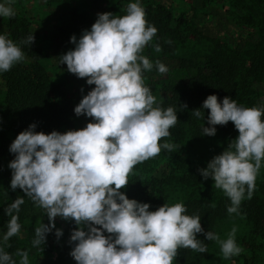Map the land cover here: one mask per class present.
I'll return each mask as SVG.
<instances>
[{"label": "clouds", "instance_id": "clouds-1", "mask_svg": "<svg viewBox=\"0 0 264 264\" xmlns=\"http://www.w3.org/2000/svg\"><path fill=\"white\" fill-rule=\"evenodd\" d=\"M15 15L11 0L0 3V17ZM157 31L142 5L134 2L123 16L98 13L90 30L85 29L79 39L70 38L75 48L60 56V64L95 85L74 108L77 116L86 115L91 121L63 133L35 131L33 123L9 148L15 154L8 165L11 188L23 190L49 218L48 224L35 228L33 247L44 245L53 229L57 238L62 236L63 230L55 225V218L61 217L77 225L70 236L74 245L70 255L77 264H174L181 248L208 251L197 239L198 233L219 244L224 259L243 251L235 239V226L222 239L215 232L205 233L201 217L187 215L183 202L165 203L151 211L148 203L129 199L121 191L137 164L155 158L162 149L172 152L175 148L160 141L171 135L178 122L177 110L159 106L143 76L154 66L161 74L168 72L165 64L156 60L154 65L142 54ZM34 40L32 33L20 43L31 45ZM25 60L22 48L0 34V72ZM201 108L209 110L210 125L203 126L202 135L214 136L216 125L229 121L238 130L228 147L199 171L230 199L228 214L240 215L241 203L252 198L264 164V108L242 107L228 96L221 103L215 94L207 96ZM201 108L192 115L204 120ZM24 203L18 197L5 209L10 220L3 241L19 236L18 213ZM0 264H29V253L17 249L12 254L0 247Z\"/></svg>", "mask_w": 264, "mask_h": 264}, {"label": "trees", "instance_id": "trees-1", "mask_svg": "<svg viewBox=\"0 0 264 264\" xmlns=\"http://www.w3.org/2000/svg\"><path fill=\"white\" fill-rule=\"evenodd\" d=\"M252 3V13L248 19L250 21L256 19L257 23L261 25L262 36L258 44L246 53V58L233 49L219 45L197 59L175 58V46L182 41L178 27L183 21L177 19L176 24L170 26L172 18L163 7H159L156 12L145 8L147 21L158 29L157 34L147 45V51L150 53L148 58L154 65L156 60L160 61V57L175 60V70L179 75L170 77V80L162 85L165 92L162 96L154 92L152 81L149 80L145 83L151 89L159 106L165 109L173 107L177 110L178 122L170 129L171 135L162 140L179 143L184 137L201 139L207 136L202 135V128L203 126L210 127L207 122L209 110L201 108L207 96L215 94L221 103L225 96L238 102L244 89L249 86L248 78L262 72L264 66V0H252ZM0 34H6L17 43L26 56L25 61L14 65L10 71L0 72V155L8 151L16 136L33 123L36 124L35 131L45 133H50L53 130L63 133L79 129L76 127L77 115L74 112L78 103L68 96L64 90L63 82L55 81L46 73L41 60H39V52L34 49V44L20 43L32 34L24 19L16 15L10 18L0 17ZM157 45L160 47L159 52L156 51ZM247 60L250 62L249 64H247ZM156 71L154 66L151 71H145L143 76L147 78V73ZM185 104L187 107L183 108L182 106ZM199 108H201V112H204V120L192 115V111ZM261 108H264V103ZM216 131L233 133L235 131L234 123L229 121L223 126L216 125ZM164 154L168 156L169 151L164 150ZM175 163L177 172L171 177L175 179V182L191 187L202 183L195 170L182 169L185 164L183 158L175 159ZM1 177L0 173V182L2 181ZM167 179L169 178H163L160 175L148 178L141 177L139 174L131 175L125 194L129 199L148 203L150 210L154 211L164 204L159 197V186ZM204 188L197 187L199 192L191 190L183 203L186 205L187 215L201 217V225L206 233L207 231L213 232L214 223L226 215L227 207L230 206L231 201L226 195H213ZM153 191L157 194L152 193ZM261 196H264V182L257 183L252 198L244 199L240 206L241 215L252 232L257 234L264 233V203ZM18 197H23L25 200L18 213V222L21 224V228H25L26 226L22 224L36 216L34 210L38 207L23 190L19 188L13 190L9 184L3 181L0 184V227L7 228L10 217L6 214L5 209ZM39 210L43 212L42 219L47 221L46 211L40 207ZM70 227L69 230H66L67 232L63 231L62 236L58 238L63 244H70L57 252L58 264H66L65 252L71 253L74 246L70 242L74 226ZM53 233V231L48 233L47 237ZM105 234L107 235L106 232ZM197 239L206 244L208 249L210 241L206 239L204 233H198ZM0 247L12 254L20 249L14 237L7 242L0 240ZM40 247L42 248L43 245ZM207 255L208 251L200 253L190 248H181L174 264H205ZM14 259L19 261V257L14 256ZM230 259H241V264H248L246 257L242 254Z\"/></svg>", "mask_w": 264, "mask_h": 264}, {"label": "rangeland", "instance_id": "rangeland-1", "mask_svg": "<svg viewBox=\"0 0 264 264\" xmlns=\"http://www.w3.org/2000/svg\"><path fill=\"white\" fill-rule=\"evenodd\" d=\"M5 2L6 0H0V3ZM134 2H139L144 9L147 8L151 12H156L159 7H163L172 18L170 26L175 25L177 19L183 21L178 27L182 41L175 46V58L197 59L218 45L233 49L246 58V53L258 44L262 36L261 25L256 19L255 21L248 19L252 13V0H11L16 16L24 19L35 37L34 49L39 52V60L46 73L55 81L63 82L64 90L76 103H79L95 85H88L86 78H78L68 72L66 64H60V56L75 48L70 38L75 35L79 39L85 29L90 30L98 13L111 12L114 16H123L127 14V6ZM142 54L150 56L147 46ZM160 62L167 66L168 72L164 74L158 71L149 72L144 82L152 81L154 92L162 96L165 94L162 85H165L170 77L179 75L175 70V60L160 57ZM246 62L250 63L248 60ZM248 79L249 86L244 89L237 104L242 107H262L264 66L260 74H254ZM90 121V117L86 115L76 116V127L79 129L86 127ZM238 135V130L235 128L233 133L216 131L214 136L207 135L201 139L184 137L179 143L161 140V144L174 143V150L169 152L168 156L163 150L155 158L137 164L129 177L135 174L147 178L155 175L168 177L169 179L161 182L159 186V197L164 204L183 202L191 190L199 192L197 187L200 186L205 187L204 189L213 195L224 196L223 190L214 186V180L211 177L205 179L199 169L206 168L207 163L215 155L221 154L230 141ZM14 158L15 154L9 150L0 155L2 176L0 184L5 181L11 186L12 169L8 165ZM181 158L185 161L182 169H193L198 173L202 182L198 186L180 185L171 178L177 172L175 159ZM260 182H264V164L256 178V184ZM125 189L121 191L125 193ZM152 193L157 194L155 191ZM261 197L264 203V196ZM34 211L36 216L22 224L26 227L21 228L19 236L14 238L21 250L28 251L29 264H58L57 252L70 244H63L55 235L56 229H53V235L47 237L42 248L33 247L35 228L41 223H49V218L47 221L42 219L43 212L39 210V207ZM55 225L56 228L65 232L70 226H74V229L77 227L74 221H66L61 217L55 218ZM233 226L237 228L236 242L243 249L240 254L246 257L247 263L264 264V233H253L241 214L229 215L227 212L223 218L214 223L213 232L225 239ZM6 231L7 228L0 227V240H3ZM65 253L66 264H77L69 251ZM205 264H241V259H224L220 245L210 241Z\"/></svg>", "mask_w": 264, "mask_h": 264}]
</instances>
